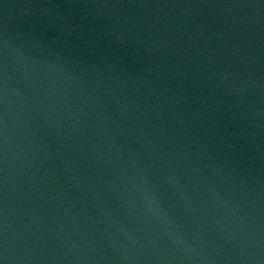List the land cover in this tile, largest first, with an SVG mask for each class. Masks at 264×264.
<instances>
[{
  "label": "water",
  "instance_id": "obj_1",
  "mask_svg": "<svg viewBox=\"0 0 264 264\" xmlns=\"http://www.w3.org/2000/svg\"><path fill=\"white\" fill-rule=\"evenodd\" d=\"M0 264H264V0H0Z\"/></svg>",
  "mask_w": 264,
  "mask_h": 264
}]
</instances>
